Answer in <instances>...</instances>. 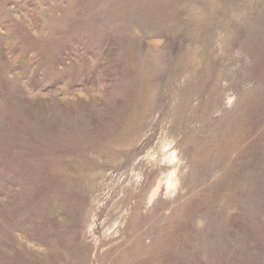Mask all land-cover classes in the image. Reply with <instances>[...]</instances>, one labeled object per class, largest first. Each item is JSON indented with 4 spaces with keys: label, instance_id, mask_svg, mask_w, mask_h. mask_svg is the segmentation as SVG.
Segmentation results:
<instances>
[{
    "label": "rangeland",
    "instance_id": "obj_1",
    "mask_svg": "<svg viewBox=\"0 0 264 264\" xmlns=\"http://www.w3.org/2000/svg\"><path fill=\"white\" fill-rule=\"evenodd\" d=\"M0 264H264V0H0Z\"/></svg>",
    "mask_w": 264,
    "mask_h": 264
}]
</instances>
